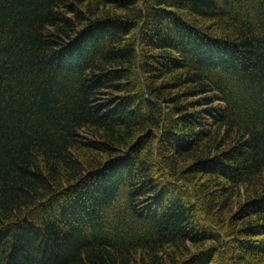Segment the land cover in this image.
I'll use <instances>...</instances> for the list:
<instances>
[{
	"label": "trees",
	"instance_id": "trees-1",
	"mask_svg": "<svg viewBox=\"0 0 264 264\" xmlns=\"http://www.w3.org/2000/svg\"><path fill=\"white\" fill-rule=\"evenodd\" d=\"M0 264H264V0H0Z\"/></svg>",
	"mask_w": 264,
	"mask_h": 264
}]
</instances>
